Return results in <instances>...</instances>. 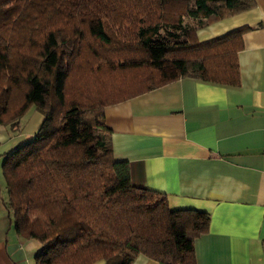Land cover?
Returning <instances> with one entry per match:
<instances>
[{
    "label": "trees",
    "instance_id": "1",
    "mask_svg": "<svg viewBox=\"0 0 264 264\" xmlns=\"http://www.w3.org/2000/svg\"><path fill=\"white\" fill-rule=\"evenodd\" d=\"M254 0H0V125L34 106L33 140L3 156L17 235L35 264H196L209 214L171 209L115 161L105 109L179 79L238 86V29L205 43L197 30L253 10ZM150 63H155L151 65ZM166 64L172 76L159 65Z\"/></svg>",
    "mask_w": 264,
    "mask_h": 264
},
{
    "label": "crops",
    "instance_id": "2",
    "mask_svg": "<svg viewBox=\"0 0 264 264\" xmlns=\"http://www.w3.org/2000/svg\"><path fill=\"white\" fill-rule=\"evenodd\" d=\"M197 30L205 43L249 28L238 54L240 84L179 78L105 109L115 161L131 184L164 194L171 209L209 214L193 241L196 264H264V0ZM42 116L26 128L32 135ZM0 125V264H35L39 243L15 232L3 202V156L24 140ZM102 264V263H97ZM131 264H158L138 255Z\"/></svg>",
    "mask_w": 264,
    "mask_h": 264
},
{
    "label": "rangeland",
    "instance_id": "3",
    "mask_svg": "<svg viewBox=\"0 0 264 264\" xmlns=\"http://www.w3.org/2000/svg\"><path fill=\"white\" fill-rule=\"evenodd\" d=\"M151 65H155V63H150ZM159 69H161L166 76H172L171 72L169 71L168 67L166 64H161L159 65ZM34 113L40 114L34 106H31L19 119L18 122V132L17 135L22 133L23 135L26 134V128L29 125V121ZM41 115V114H40ZM39 128V127H38ZM38 128L35 130V133L37 132ZM35 133L32 135H24V140L21 143H25L28 141H31L35 137Z\"/></svg>",
    "mask_w": 264,
    "mask_h": 264
}]
</instances>
